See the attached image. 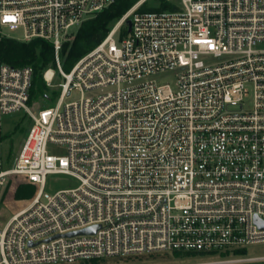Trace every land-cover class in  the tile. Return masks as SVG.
I'll return each instance as SVG.
<instances>
[{"label": "built area", "instance_id": "1", "mask_svg": "<svg viewBox=\"0 0 264 264\" xmlns=\"http://www.w3.org/2000/svg\"><path fill=\"white\" fill-rule=\"evenodd\" d=\"M115 1L0 0V36L50 42L56 70L43 80L64 81L55 106L32 111L34 67L0 59V141L6 116L32 120L12 163L0 158V200L12 176L39 186L0 229V264L264 243V0H180L163 11H141V0L65 72L64 44ZM165 74L173 84L158 81ZM48 175L79 185L46 193Z\"/></svg>", "mask_w": 264, "mask_h": 264}, {"label": "rangeland", "instance_id": "2", "mask_svg": "<svg viewBox=\"0 0 264 264\" xmlns=\"http://www.w3.org/2000/svg\"><path fill=\"white\" fill-rule=\"evenodd\" d=\"M164 1L173 5L180 4V0ZM144 3L148 8H158L160 7L162 0H146ZM119 20L113 21L110 24V29H112L119 22ZM77 31L74 35H76ZM7 33L12 37H19L21 34L20 31H8ZM72 39L68 40L67 42L72 41ZM53 68L56 70V67ZM174 80L175 79L172 74H165L158 78L160 83L173 84ZM63 82V79L58 75L54 81L55 87H51L44 82L42 75L38 76L35 84V89L37 92L32 97V102L30 103L32 111H37L40 108L55 106L61 91V89L58 87V84ZM78 98L79 94L72 93V95L66 100L67 102H70ZM2 123L3 126L2 139L0 141V158H2L7 165H10L22 148L26 136L32 126V120L28 114H26L24 111H20L10 116H6ZM48 151L50 154L57 156H63L67 153L66 147L53 144L49 145ZM9 180L10 182L0 200V229H2L10 220V218H12L16 213L26 208L30 204L39 189L38 185L29 183L24 176H12ZM27 185L29 186L28 189H30L32 192L31 195L27 197H17V192L20 187ZM78 185L79 182L71 176L48 175L46 178L44 191L46 193L54 194L57 191L75 188ZM247 251L248 253L246 256L238 257L233 256V253H226V256L214 255L206 256L204 258H187L184 256L175 257L174 253L164 252L128 258L111 257L95 262L77 261L71 264H233L244 262H264V243L252 245L248 247Z\"/></svg>", "mask_w": 264, "mask_h": 264}, {"label": "trees", "instance_id": "3", "mask_svg": "<svg viewBox=\"0 0 264 264\" xmlns=\"http://www.w3.org/2000/svg\"><path fill=\"white\" fill-rule=\"evenodd\" d=\"M141 0H116L115 3L107 10L99 14L94 19L85 21L78 29L74 39L64 44L61 52L62 67L65 72L72 69L75 63L84 55L89 53L98 44H100L110 31V24L119 20L127 13L133 6ZM141 11L147 10H175L176 5L170 4L164 0L158 8H148L143 3L140 8ZM0 59L1 61L15 67L31 65L35 70L34 85L31 91V96L37 92L35 89L36 79L38 76L48 69L56 67L55 55L53 45L45 40L37 39L28 43L20 42L15 39L0 36ZM39 89V88H38ZM29 186L20 187L17 192V197H27L31 195ZM28 189V190H27ZM247 249L237 250L233 256H246ZM175 257L187 258H204L206 255L203 253L187 252L180 253L174 252ZM226 256V253L220 254ZM97 260L91 261L95 262ZM233 264H264L263 263H233Z\"/></svg>", "mask_w": 264, "mask_h": 264}, {"label": "water", "instance_id": "4", "mask_svg": "<svg viewBox=\"0 0 264 264\" xmlns=\"http://www.w3.org/2000/svg\"><path fill=\"white\" fill-rule=\"evenodd\" d=\"M128 24L131 27L130 21H128ZM258 223L260 224V226L264 227V223L260 222L259 220H258ZM98 228H99L98 226H94V227H90V228H87L84 230L71 232V233L65 234L64 236H75V235H80V234H92V233H95Z\"/></svg>", "mask_w": 264, "mask_h": 264}, {"label": "bare ground", "instance_id": "5", "mask_svg": "<svg viewBox=\"0 0 264 264\" xmlns=\"http://www.w3.org/2000/svg\"><path fill=\"white\" fill-rule=\"evenodd\" d=\"M52 75H53L52 71H48L47 74H46L47 78H51Z\"/></svg>", "mask_w": 264, "mask_h": 264}]
</instances>
